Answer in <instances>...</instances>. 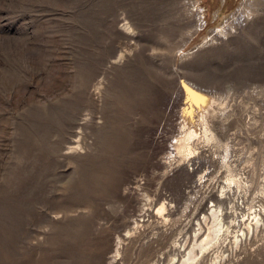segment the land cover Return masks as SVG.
Returning a JSON list of instances; mask_svg holds the SVG:
<instances>
[{
  "label": "rangeland",
  "instance_id": "rangeland-1",
  "mask_svg": "<svg viewBox=\"0 0 264 264\" xmlns=\"http://www.w3.org/2000/svg\"><path fill=\"white\" fill-rule=\"evenodd\" d=\"M230 176L238 233L264 204V0H0V264H110L119 238L114 264H168ZM229 250L264 264V232Z\"/></svg>",
  "mask_w": 264,
  "mask_h": 264
},
{
  "label": "bare ground",
  "instance_id": "bare-ground-1",
  "mask_svg": "<svg viewBox=\"0 0 264 264\" xmlns=\"http://www.w3.org/2000/svg\"><path fill=\"white\" fill-rule=\"evenodd\" d=\"M187 90L190 94L192 93L190 88H187ZM194 99L199 101L196 97ZM195 112L193 106L186 105L179 112L178 118L181 119V123L178 126L181 130V137L177 139V150L179 152L186 149L189 150L190 139L196 138L200 133L197 128L198 126H193ZM200 116L202 118L204 117V111L201 112ZM204 132L205 136L209 135V129L206 126H204ZM233 180V176H230L229 183L222 186L221 192L209 198L216 203L214 202L207 209H204L202 214H200L199 220L196 221V226L185 231L182 237L179 236L174 242L170 248L168 264H202L207 256L211 257L209 264H224L229 257L226 251H230L229 249L237 250L243 243L250 241L253 236L264 232L263 204L259 209H253L246 214L247 216L244 218V221H246V223L244 222L246 229H242L238 233H233V225L236 221L235 214H232L235 212L234 204L231 208L226 206L228 201H230L232 190L231 181ZM260 197L264 199V191L260 192ZM164 208L165 202L159 206L158 211L161 212ZM147 209L148 207L140 209L138 221L146 219L145 216L149 215ZM138 221H135V223ZM230 234L233 236V239L230 238ZM225 240L227 241L224 243ZM222 243L226 247L222 250H217V246ZM120 244L121 240L119 238L116 241L114 252L110 255V264H114L117 261Z\"/></svg>",
  "mask_w": 264,
  "mask_h": 264
}]
</instances>
